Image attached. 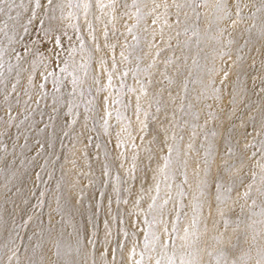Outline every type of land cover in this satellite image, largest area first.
Returning a JSON list of instances; mask_svg holds the SVG:
<instances>
[{"label": "rangeland", "instance_id": "1", "mask_svg": "<svg viewBox=\"0 0 264 264\" xmlns=\"http://www.w3.org/2000/svg\"><path fill=\"white\" fill-rule=\"evenodd\" d=\"M119 2L131 4L132 0ZM215 2L208 0L207 7L193 11L187 6L176 7L186 5L188 0H141L145 15L138 24L134 18L119 15L135 9L120 7L116 10L115 35L113 26L108 25L105 40L103 29L108 17L91 0L93 7L88 19L93 21L97 39H88L81 13L79 24L86 41L85 52L77 51L74 58L82 63L90 53L91 62L88 74L80 73L83 83L75 97L80 107L71 114L66 102L54 106L51 78L43 81L49 94L40 95L35 84L41 82L42 66L37 68L32 85L27 80L32 61L39 63L34 53L39 50L48 57L47 50L53 47L51 42L41 44L42 30L53 24L66 25L68 21L59 19V10L55 13L57 20L50 21L43 17L41 9L25 33L21 25L27 24L30 10L14 8L8 15L16 17L19 12L15 20L0 14V27L4 21L8 24L7 35L0 32V47L6 49L5 80L0 84V158H3L0 159V264H105V261L111 264V245L103 243L104 221L109 222L114 239L119 225L112 217L118 221L123 214L125 226H130L135 216L130 218L127 213L133 210L137 198H141L139 210L147 211L152 197L157 195L154 176L160 181L157 203L168 195L172 197L163 208L165 217L174 218L177 202L181 206L177 228L183 235V229L189 227L188 252L202 264H216V256L221 252L229 264H256L264 250V180L261 179L264 172L259 167L264 163L260 151L264 141V0H239L244 19L236 25L231 23L236 19V0H225L233 13L227 20L217 19L219 14L212 7ZM15 3L20 5L21 0ZM23 4L28 9L33 6L30 0H23ZM157 4L159 8L155 7ZM69 10L65 8V15ZM95 16H101L102 22H97ZM156 17L159 18L153 24ZM66 31L75 43L73 29ZM63 43L69 46L66 37ZM106 43L115 47L106 48ZM25 47L32 49V53L25 55ZM122 51L127 61L122 59ZM16 53L21 55V60L16 59ZM101 57L108 68L113 59L117 64L113 77L116 87L110 90L113 96L121 83L119 74L124 70L129 74L123 83L137 89L123 96L125 103L130 101L127 109L123 105H111L113 115L109 118L108 134L100 127L102 109L88 113L89 119L84 120L87 101L93 98L102 101L107 95L97 94L93 81ZM168 60L171 63H166ZM150 64L147 73L141 71L133 77L137 65L143 69ZM17 65L23 71L16 91L12 92ZM53 66L50 64L48 70ZM100 78L101 83L106 82L102 75ZM136 79L145 85L139 120L135 115L136 96L140 95ZM70 90V85L62 89ZM116 109L127 119L118 121ZM141 120L148 125L147 131H141ZM124 127L127 131H122ZM117 133L124 144L122 148L116 146ZM190 143L192 148L188 147ZM168 145L173 146L169 166L172 179L166 181L158 168L163 164L161 158L169 155ZM209 145L211 155L207 153ZM133 165L135 179L128 172ZM201 181L204 182L202 195L198 188ZM217 181L223 185L219 194L226 197L219 206L215 199ZM168 184L172 185L171 189ZM177 185L184 196L178 195ZM114 186L120 193L119 203ZM194 203L200 205L196 213L192 211ZM143 211L141 220L145 218ZM194 216L197 223L192 228ZM129 230L131 233L130 227ZM93 232L95 248L88 243ZM176 242L178 246L182 243L179 239ZM105 247L108 253L102 259L101 251ZM127 251L125 248V256ZM209 252L213 255L209 256Z\"/></svg>", "mask_w": 264, "mask_h": 264}, {"label": "snow or ice", "instance_id": "2", "mask_svg": "<svg viewBox=\"0 0 264 264\" xmlns=\"http://www.w3.org/2000/svg\"><path fill=\"white\" fill-rule=\"evenodd\" d=\"M32 3V7L28 9L24 4L23 0H21L20 5H16L15 0H0V14L7 15L8 20H15L19 17L20 13L17 12L16 17H13L11 15H8L12 12V10L16 7H24L25 11L31 12V15L28 18L27 24L21 25L23 28V31L27 33L29 31L28 24H31L34 19L38 18V10H43V17H47L50 21H56L57 16L55 15L56 11L59 10L61 15L59 19L61 21L67 20L68 23L66 25L61 26L60 24H53L48 28L43 29V35L41 38V44L51 42L53 47L52 49H48V57H45V55L39 50H37L34 53V56L38 57L39 63L34 59L31 63V67L29 70V74L27 77L28 84L32 85L34 83V76L37 74V68L42 66L44 68V71L39 72V76L41 78V82L36 83L35 86L39 89L41 96H47L49 93L45 91V83L43 81H47L49 78H51L52 81V99L54 106L57 104H63L66 102L68 107V112L71 114L73 112V109L79 108V103L76 102V94L78 92L79 87L83 83V79L80 75V73L83 71L85 75L88 74V65L91 62V54L89 53V58L85 62H77L75 60V55L77 51H79L81 54L85 52V38L81 34V25L79 24L80 20V14L82 13L84 16L85 26L84 30L87 31L88 39L91 41H96V35H95V26L93 24V21L88 19L89 16V10L93 7V4L91 3V0H46L45 3H42L41 0H30ZM189 7L195 11L196 8L200 6H208V0H188V3L186 5L177 4V8H183V7ZM95 7L98 9L103 16L108 17V20L106 23H104V29H103V36L105 37V40L108 38V25H112V34L115 35V23L117 20L116 10L120 7H123L124 9H135L134 12L131 11H124L121 12L119 15L120 17L127 16L130 19H135L136 23L138 24L142 19H144V13L141 8V0H132L131 4L124 3L123 5L120 4L119 0H107V3L104 2V0H95ZM156 8H159L160 5H156ZM167 7V6H165ZM213 9L216 13L219 15L217 16V19H231L232 18V11L229 10L225 0H216L215 4L212 5ZM65 8L70 9L67 14L65 15ZM107 9L108 11H105ZM257 11H261L260 8L256 9ZM155 9H152V12H154ZM51 13V14H50ZM151 14V13H149ZM197 17L199 16V13H196ZM253 13V17H254ZM43 17H40V23L43 24L44 19ZM235 17L236 19H232L231 23L232 25H236L240 20L244 19L242 15V8L239 3V0H236L235 3ZM159 17H156L153 19L152 23L156 24L157 19ZM95 20L97 22L101 21V16H95ZM76 21V22H73ZM166 22V21H165ZM177 23H179V17L177 16ZM136 25H132L131 27H135ZM72 28L74 32L75 37V43L73 42V37L68 36L66 29ZM8 24L7 21L3 22V27H0V32H4L5 35H7ZM39 31V29H38ZM129 31H131V28H129ZM67 38L68 40V47H65L63 43V39ZM136 37H134L135 39ZM23 39V37H21ZM12 37H9V41L11 42ZM19 43V41H17ZM33 44L36 43V41H32ZM151 46V45H150ZM104 47L106 48H114L115 45H109L105 44ZM62 50V51H60ZM96 50H100V46L96 45ZM6 49L3 47H0V84L4 83V75H3V67H4V60L3 56L5 54ZM15 51V50H14ZM28 53H32V49L25 47V55ZM66 53V55H65ZM159 53H157L158 55ZM62 57V59H61ZM121 57L124 61L128 60V57L125 56L124 52H121ZM21 55L19 53H16V59L19 61L21 60ZM58 62V65L55 63ZM166 63H171L170 60L166 61ZM53 64L52 70L49 69V65ZM59 66V70H56V67ZM9 71L12 70V66L9 65ZM152 67V65H148V67L141 69L139 65H137L136 69L132 71V75L134 78L137 77V73L143 71L145 73L148 72V68ZM23 71V69H20L19 65H17V71H16V82L12 84L11 91L15 92L17 89V85L19 84V77L20 73ZM117 73V64L115 59L112 61L111 68L107 67L106 60L101 57L99 60V71L98 74L93 78L94 83L96 84V92L97 94L101 93H107V95H104L102 98V101H98L96 98L89 99L87 103L85 104V115L84 120L87 122L89 119L88 113H97L102 109V116H100V127L103 130L104 134L109 133V118L112 117L113 112L110 110L111 105H123L125 109H127L130 106L129 103H125L123 100L124 95H130L132 93H135L137 89L126 85L123 83V79L128 76V71L124 70L121 71L119 74V79L121 80V83L118 88H116L115 95L113 96L111 89L115 88L116 86L113 84V77ZM101 75L105 78L104 83H101ZM225 78L227 77V73L224 74ZM67 78V79H66ZM136 83L140 86L139 92L140 95L136 96V102H135V115L137 116V119L139 120V115L142 111L140 99L141 95L145 93V85L144 83L136 79ZM70 85V91H62V89L66 90L68 86ZM127 89V92H124V89ZM213 91H218V89H213ZM25 94H27V89H25ZM65 96L68 97V99L65 101ZM7 99V97H5ZM111 102V103H110ZM53 110L55 111L56 108L54 107ZM160 109L157 108V111ZM78 114V113H77ZM145 116L148 115L147 112L144 113ZM211 115V114H210ZM115 118L120 120H126L127 117L123 115V113L119 110H115ZM12 117L9 116V120H11ZM141 124V131H147L148 125L145 123V121H139ZM122 131H127V127L122 128ZM259 134V133H258ZM213 136H215V132L212 133ZM91 137H89V140ZM143 139V137H141ZM116 146L118 148H122L124 146L123 142L120 139V133H117V143ZM134 146V145H133ZM99 147V145H97ZM168 153L169 155H164L161 159L163 160L162 166L158 168L159 174L163 175L165 180H171L172 176L170 175L169 166L171 164V158L170 153L173 151V146L168 145ZM189 148H192V144L190 143L188 145ZM230 151V150H229ZM261 155L262 158H264V141H261ZM207 153L211 155V145H209V148L207 150ZM187 155V153H185ZM253 156L256 155V153L252 154ZM3 159V158H0ZM134 159V158H133ZM207 163V161H206ZM122 166V165H121ZM259 167L262 172H264V163H260ZM129 176L131 179H135V165L131 169L128 170ZM104 175H108V168L105 165L104 167ZM37 178H39V174H37ZM253 178H255V173H253ZM119 180V177L116 178ZM262 180H264V176L261 177ZM153 180L155 181V191L157 193L156 196L152 197V203L148 205V210L143 211L139 210L140 206V199L137 198L135 202L133 203V210H130L127 215L128 217L135 216L134 219L130 220V226H125V220L123 219V214H121V218L117 221L116 217H112V220L114 223H118V227L116 229V236L114 239H112L113 233L112 229L109 227V222L107 220L104 221L105 226V239L103 243L107 245H111V264H202V261L198 259L193 253L188 252L187 248L191 246V241L189 240L190 232L189 227H185L183 229V235L179 234V229L177 228V224L179 222V214H180V208L179 202H177L176 206V216L174 218H167L165 217L163 213V208L169 200L172 199L171 195H168L166 199H164L161 203H157V200L159 198V191H160V181L154 176ZM187 180V177H185V182ZM203 184L204 182L201 181L198 184V188L201 189V195L203 194ZM167 187L171 189L172 185L168 184ZM249 188H251V185H248ZM177 188L180 189L178 191L179 196H184L185 193L183 192L182 188H180L179 185H177ZM223 188V185L217 181L216 182V190L217 195L215 197L217 204H222L224 202L225 198H222L220 193V190ZM127 190V189H125ZM114 191L117 195V202H120V193L119 190L115 188ZM227 191H231V189H227ZM264 194V193H262ZM43 195V193H41ZM103 195V193H101ZM248 193L245 192L244 196L247 197ZM196 198L194 197V200ZM125 204L128 202L126 199L123 201ZM200 205L198 203H194L192 206L193 213H196ZM139 210V211H135ZM143 211L144 219H140V213ZM264 214V213H262ZM221 216H223V211L221 210ZM197 223V220L195 216L192 220V228H195ZM141 224H143V228H141ZM170 225V227H169ZM225 225H227V221H225ZM129 227L131 229V233L129 230ZM131 235V240H129V237ZM192 235H195V233H192ZM95 232H93V236L88 238V243L95 248V245L97 243L96 239H94ZM123 237V238H121ZM177 239L182 241V243L178 246L177 245ZM219 239V238H217ZM130 243V247H129ZM125 248L128 249L126 256L124 253ZM137 248H140V251H137ZM108 253V247H105L101 251V258L107 256ZM119 253V260H117V255ZM59 255V251L56 253ZM209 256H212L213 253L209 252ZM224 261V264H229V262L226 259V256L223 252H221L218 256H216V264H221V261ZM105 264H109L108 261H105ZM234 264V262H232ZM256 264H264V250H262L259 254V258L256 261Z\"/></svg>", "mask_w": 264, "mask_h": 264}, {"label": "bare ground", "instance_id": "3", "mask_svg": "<svg viewBox=\"0 0 264 264\" xmlns=\"http://www.w3.org/2000/svg\"><path fill=\"white\" fill-rule=\"evenodd\" d=\"M67 264V263H66Z\"/></svg>", "mask_w": 264, "mask_h": 264}]
</instances>
